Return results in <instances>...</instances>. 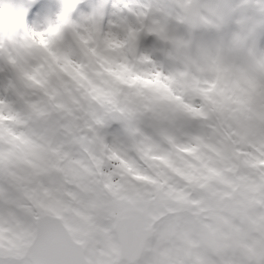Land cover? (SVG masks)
Segmentation results:
<instances>
[{
  "label": "clouds",
  "instance_id": "clouds-1",
  "mask_svg": "<svg viewBox=\"0 0 264 264\" xmlns=\"http://www.w3.org/2000/svg\"><path fill=\"white\" fill-rule=\"evenodd\" d=\"M215 0H51L15 23L0 2V187L18 200L97 199L84 259L125 246L113 219L136 200L143 227L172 208L238 215L264 236V41L222 23ZM245 161L250 162L245 165ZM30 223L0 206V255L24 252ZM163 264H215L181 235L160 237Z\"/></svg>",
  "mask_w": 264,
  "mask_h": 264
},
{
  "label": "snow or ice",
  "instance_id": "snow-or-ice-1",
  "mask_svg": "<svg viewBox=\"0 0 264 264\" xmlns=\"http://www.w3.org/2000/svg\"><path fill=\"white\" fill-rule=\"evenodd\" d=\"M217 5L214 11L222 23L229 24L235 9ZM4 7L9 8L7 4ZM10 15L15 23L23 22L22 16L12 12ZM235 24H247L254 36V26L246 19H236ZM4 73L5 68L0 62V79ZM112 196L117 200L127 199L132 207L124 209L125 214L115 217L111 224L112 228L123 232L125 246L110 264H163L152 254L160 252L159 240L165 234L181 235L206 248L216 257L215 264H264V236L251 232L238 215H210L208 210L193 202L191 207L172 208L143 227L132 229L129 225L140 220L136 215V200L122 197L119 192H113ZM5 199L20 208L31 227L26 250L7 258L0 255V264H93L84 259L82 246L85 241L81 236L93 222V211L101 206L97 199L76 195V203L63 202L51 197L49 190L44 189L43 197L29 194L24 198L28 202L24 203L11 189L5 193L0 187V206Z\"/></svg>",
  "mask_w": 264,
  "mask_h": 264
},
{
  "label": "rangeland",
  "instance_id": "rangeland-1",
  "mask_svg": "<svg viewBox=\"0 0 264 264\" xmlns=\"http://www.w3.org/2000/svg\"><path fill=\"white\" fill-rule=\"evenodd\" d=\"M7 4L16 16H22L25 23L35 24L47 18L51 0H0ZM216 4L229 5L235 13L229 25L236 19L244 18L250 26H254V38L264 41V0H215ZM89 0H77V7L85 9Z\"/></svg>",
  "mask_w": 264,
  "mask_h": 264
}]
</instances>
